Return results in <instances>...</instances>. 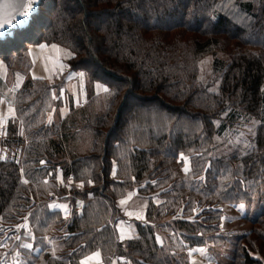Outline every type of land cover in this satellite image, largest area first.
Segmentation results:
<instances>
[{
    "label": "trees",
    "instance_id": "1",
    "mask_svg": "<svg viewBox=\"0 0 264 264\" xmlns=\"http://www.w3.org/2000/svg\"><path fill=\"white\" fill-rule=\"evenodd\" d=\"M219 1L43 0L28 28L0 40L4 57L23 58L27 45L68 48L70 67L85 72L87 89L107 88L109 97L101 111L93 109L94 94L87 97L90 107L77 110L71 103L56 124L36 122L24 166L10 156L0 159V218L17 222L30 206L36 229H49V223L55 229L58 217L47 213L44 181L55 180L60 166L62 180L85 181L83 190L73 192L88 199L83 214L67 226L70 264L93 251L101 252L104 264L114 257L132 264H187L172 248L168 252L159 233L169 229L176 243L187 236L191 247L211 239L226 244L224 234L205 236L219 230L213 226L222 219L219 205L242 203L254 206L253 229L233 236L221 264H264V197L258 198L264 185V0H233L248 17L243 24L220 11ZM208 54L214 55L217 84L200 79ZM250 122L255 133L246 148L219 150L217 138ZM49 132L56 137L48 138ZM8 133L18 147L23 144L20 127ZM158 189L165 200H150L146 223L135 222L138 236L119 241L114 226L123 217L122 194L142 197ZM182 207L184 216L154 227ZM197 207L203 211L196 214ZM24 257L28 264H57L48 255L40 261Z\"/></svg>",
    "mask_w": 264,
    "mask_h": 264
},
{
    "label": "rangeland",
    "instance_id": "2",
    "mask_svg": "<svg viewBox=\"0 0 264 264\" xmlns=\"http://www.w3.org/2000/svg\"><path fill=\"white\" fill-rule=\"evenodd\" d=\"M245 1L257 3V0ZM218 9L231 16L238 23L243 24L248 21V17L239 11L233 0H220ZM42 11H44L43 16L47 17L49 11L46 8ZM41 45L46 44L27 45L28 52H23V58L20 56L16 58V55L12 57L0 55V159L10 156L12 159L16 158L19 160L22 166H24L22 158L25 151L32 143L30 132L32 129L36 130L35 127L38 124L36 122L46 125L56 124L68 115L71 103H74V107L77 110L90 107L88 98L91 96H96L93 109L101 111L105 108L106 102L109 99L107 97L108 93L104 91V87H101V89L98 87L97 95L95 94L96 86L93 93L87 89L88 80L85 77V72H75L70 67L69 60L72 57V53L68 48L57 45L59 49L57 52L52 48V45L55 44H47V47H41ZM23 55L21 53V56ZM213 59L214 55L208 54L201 60L200 79L207 82L214 81V84H217L219 76H216L213 71ZM60 64H63L62 69L60 68ZM46 68L48 69L47 71L45 70ZM80 73L84 74L83 77L80 76ZM59 86L60 88L56 89ZM47 87L49 88L47 89ZM10 107L14 111L10 112ZM11 126L15 128L20 127L21 131L25 132L23 144H19V147L17 146L18 141H10L12 137L8 131ZM138 130H142V128ZM254 133V122L238 123L225 136L217 138L216 143L222 152H238V150L246 148ZM53 134L49 132L48 138ZM36 135L34 139L38 141L40 138ZM17 136L19 135L17 134ZM52 137L55 138L56 136ZM43 164L46 166L45 163ZM59 168L60 166L54 169V173H56L55 180L49 181V178L44 181L46 184V202L49 205L66 206V210L60 207H49L51 211H47L50 215L57 214L58 220L54 222L55 229L50 228V223L49 229L45 224L43 227L36 229L31 219L34 217L32 216L33 207L30 206L24 210L23 215L18 217L17 222L8 224L6 220L0 218V264H28L24 256H31L33 260L40 261V258H44L45 255H48V260L55 261L57 264H70L69 256L74 250H67L65 247L66 240L70 237L67 233V226L71 223L77 212H80L79 215L83 214L84 208L88 204V199L76 196L73 192L76 189L77 191L83 190L81 188H83L85 181H79L76 183L77 185L72 184L74 180L72 177L64 181L61 179L62 176ZM50 170L53 169L51 168ZM162 190L164 189L149 192L147 196H142L143 198L139 197L136 201L148 198L155 204L162 202L165 200L164 196L161 195ZM258 191L261 192L258 198H263L264 185H261ZM130 193L126 195L122 194V198L120 199L121 201H125L124 204H119L124 209V212L126 205L129 201L133 200V197H129L132 196ZM51 196H55V199L51 200ZM242 204H232L227 207L225 206L229 204L219 205V208L223 209L222 219L219 223L213 224L214 227L218 228L219 226V230L208 233L205 236L207 240H210L211 236L220 237V235L224 234L225 236H229L226 244L218 243V241L212 239L210 241L212 243L204 245H200L195 241L196 245L193 247L199 246L201 251L203 250V255L208 259L204 264H221V262H226L229 251L232 249L233 236L248 234L253 229L249 218L254 216V212H252L254 206ZM184 207L175 216L166 215L162 220L156 221L154 227L157 229L159 225L162 226L165 222L173 221L174 218H177V215L184 216ZM202 211L203 209L197 207L195 213L198 214ZM39 213L44 214L45 210L41 208L39 209ZM188 216L192 221L196 219L195 215L190 214ZM121 219L124 218L120 217L118 220ZM60 221L63 224H60ZM25 225L27 226L25 227ZM167 232H170V234H167ZM159 235H161L159 236L160 243L165 242V248L169 253L172 251L175 257L177 256L178 259L182 257L184 263L187 261L189 262H186L187 264H191L188 256H191L192 250L190 248L192 247L189 240H187V236L178 238L179 242L176 243V237L169 229L165 228V233H159ZM28 244H31L32 247H25ZM170 248H172L171 251H169ZM95 252L100 251H93L85 255L79 260V264H84L85 258ZM77 262L75 261V264H78Z\"/></svg>",
    "mask_w": 264,
    "mask_h": 264
},
{
    "label": "crops",
    "instance_id": "3",
    "mask_svg": "<svg viewBox=\"0 0 264 264\" xmlns=\"http://www.w3.org/2000/svg\"><path fill=\"white\" fill-rule=\"evenodd\" d=\"M97 90L98 88H96L95 90L96 95H97ZM130 195L132 196H129V197H133V200L129 201V203L126 205L125 212L123 209L124 219L117 220L115 224V229L117 231L118 240L122 242L129 241L133 239L134 237L138 236V230L135 226V222L140 221L141 223H146V213H147L148 205L150 201L148 198L141 199V201H136L138 200L137 198H139L137 191L131 192ZM120 203H121V200H120ZM230 205L232 204L226 205L225 207L230 206ZM129 213H131V215ZM137 214L142 216V219H137ZM121 234H123L124 236L123 239L120 238ZM190 249L192 250V253H191V256L189 255L188 257H189L191 264H204L205 262H207L208 259L203 255V250L201 251L199 246L192 247ZM98 253L100 254L98 259L91 258L94 254L92 253L87 258H85L84 264L85 262L86 264H104L102 254L100 252ZM110 264H132V262L129 259H126L124 257H114L113 259H111Z\"/></svg>",
    "mask_w": 264,
    "mask_h": 264
},
{
    "label": "water",
    "instance_id": "4",
    "mask_svg": "<svg viewBox=\"0 0 264 264\" xmlns=\"http://www.w3.org/2000/svg\"><path fill=\"white\" fill-rule=\"evenodd\" d=\"M42 2L43 0H0V40L11 38L16 31L28 28L33 18L39 14ZM25 12L27 14L23 15ZM9 20L11 23L7 22Z\"/></svg>",
    "mask_w": 264,
    "mask_h": 264
},
{
    "label": "snow or ice",
    "instance_id": "5",
    "mask_svg": "<svg viewBox=\"0 0 264 264\" xmlns=\"http://www.w3.org/2000/svg\"><path fill=\"white\" fill-rule=\"evenodd\" d=\"M26 7H30V5H26ZM23 15H26L27 13L25 12V13H22ZM8 23H11V21L9 20V21H7ZM0 27H2V25H0ZM41 47H47V45H41ZM52 48L54 49V50H56L57 52L59 51V49H58V46L57 45H52ZM60 68L62 69L63 68V64H60ZM46 71L48 70L47 68L45 69ZM83 73H80V76L81 77H83ZM104 91H108V89L107 88H105L104 89ZM9 111L10 112H12V111H14L11 107L9 108ZM181 157L183 158V160L185 161V168H184V171L185 172H188L189 171V168H188V166H187V157H185V156H183V154L181 153ZM41 163H44L43 161H41ZM25 182H27V181H25ZM89 183H91V181H89ZM125 203V201L124 200H122L121 201V204H124ZM49 207H53V208H55V207H60V208H65V210H66V206L65 205H56V204H51V205H49ZM66 214H67V212H66ZM130 215H131V213H129ZM137 219H142V216H140L139 214H137ZM27 225H25V227H26ZM121 239H123L124 238V236H123V234H121V237H120ZM157 239H159V238H157ZM25 247H27V248H31L32 247V245L31 244H28V245H25ZM99 253L97 252V253H94L93 254V256L91 257V258H96V259H98L99 258ZM85 264H86V262H85Z\"/></svg>",
    "mask_w": 264,
    "mask_h": 264
},
{
    "label": "built area",
    "instance_id": "6",
    "mask_svg": "<svg viewBox=\"0 0 264 264\" xmlns=\"http://www.w3.org/2000/svg\"><path fill=\"white\" fill-rule=\"evenodd\" d=\"M51 200H54L55 199V196H51V198H50Z\"/></svg>",
    "mask_w": 264,
    "mask_h": 264
},
{
    "label": "bare ground",
    "instance_id": "7",
    "mask_svg": "<svg viewBox=\"0 0 264 264\" xmlns=\"http://www.w3.org/2000/svg\"><path fill=\"white\" fill-rule=\"evenodd\" d=\"M34 19V18H33Z\"/></svg>",
    "mask_w": 264,
    "mask_h": 264
}]
</instances>
